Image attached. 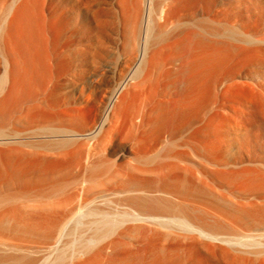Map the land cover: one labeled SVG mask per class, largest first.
Returning a JSON list of instances; mask_svg holds the SVG:
<instances>
[{
	"label": "bare ground",
	"instance_id": "1",
	"mask_svg": "<svg viewBox=\"0 0 264 264\" xmlns=\"http://www.w3.org/2000/svg\"><path fill=\"white\" fill-rule=\"evenodd\" d=\"M231 1L0 0V262L40 264L101 180L121 210L77 264H264V0Z\"/></svg>",
	"mask_w": 264,
	"mask_h": 264
},
{
	"label": "rangeland",
	"instance_id": "2",
	"mask_svg": "<svg viewBox=\"0 0 264 264\" xmlns=\"http://www.w3.org/2000/svg\"><path fill=\"white\" fill-rule=\"evenodd\" d=\"M231 2L233 3L229 6V9L235 10L237 9V7H239L238 2H235L234 0ZM107 87H109L108 84L106 88ZM99 153L103 155L102 157H105L107 159L109 166L113 165L114 167H116V164L120 163L121 161L125 162L128 160L130 161V163H133L132 158L134 154L131 151L129 142H121L117 138H113L112 140L108 141L105 145V149L99 151ZM69 173L72 176H77L78 168L70 169ZM104 176L105 175L102 176V180ZM100 181L90 183L75 181L67 186L65 194L71 192L74 193L75 196L70 201L68 200L66 202L60 203L59 207L56 209L57 212L67 215L69 214L67 212L74 211L73 209L75 208V205L80 202L84 205L82 209V212L84 214L81 212V215H77L70 222L66 223L63 230L59 232L60 235L58 234L59 237L57 239L58 242H56L55 249L52 252H46L42 256L43 259L41 258L40 264H56L54 260L56 256L60 254V256L63 257V259L61 260V264H71L72 262H74L72 264H77L78 262L80 263L82 259L85 261L87 256L89 257V252L85 251L84 249H80L82 248L81 244L84 240L89 238H95L96 240H98V233H100L101 229V224L99 221L102 219L103 211L108 210V207L111 210H115V208L121 210L120 205H118V207L117 204H114L117 200L116 197H107L108 199L105 198L103 200L98 198L95 202L90 203V200L93 197L105 191V185H103V183H101ZM54 200L55 199L53 197H49V199H46V201L50 203H53ZM87 208H92V212L87 210ZM95 243L97 246H99L100 244L99 241L94 242L93 248L97 247ZM82 250H84V253ZM85 254L88 255L85 256ZM70 258L72 261L70 260ZM78 259H81V261ZM0 264L7 263L0 262Z\"/></svg>",
	"mask_w": 264,
	"mask_h": 264
}]
</instances>
